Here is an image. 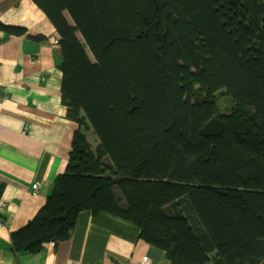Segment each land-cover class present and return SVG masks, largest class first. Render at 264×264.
Wrapping results in <instances>:
<instances>
[{
    "label": "trees",
    "instance_id": "16d2710c",
    "mask_svg": "<svg viewBox=\"0 0 264 264\" xmlns=\"http://www.w3.org/2000/svg\"><path fill=\"white\" fill-rule=\"evenodd\" d=\"M32 1L61 37L79 128L15 251L69 240L91 212L132 223L171 264H264V0ZM215 118L224 133L203 137Z\"/></svg>",
    "mask_w": 264,
    "mask_h": 264
},
{
    "label": "crops",
    "instance_id": "0c3cea01",
    "mask_svg": "<svg viewBox=\"0 0 264 264\" xmlns=\"http://www.w3.org/2000/svg\"><path fill=\"white\" fill-rule=\"evenodd\" d=\"M0 22L26 30L0 31V264H139L145 257L171 264L139 228L107 213H81L69 240L39 253L15 251L12 233L34 219L66 172L79 125L62 101L61 37L49 19L32 0H0Z\"/></svg>",
    "mask_w": 264,
    "mask_h": 264
},
{
    "label": "water",
    "instance_id": "95a60500",
    "mask_svg": "<svg viewBox=\"0 0 264 264\" xmlns=\"http://www.w3.org/2000/svg\"><path fill=\"white\" fill-rule=\"evenodd\" d=\"M225 122L220 120L219 118H215L208 122L200 131V134L203 137L211 138V137H220L225 131Z\"/></svg>",
    "mask_w": 264,
    "mask_h": 264
},
{
    "label": "rangeland",
    "instance_id": "374dc122",
    "mask_svg": "<svg viewBox=\"0 0 264 264\" xmlns=\"http://www.w3.org/2000/svg\"><path fill=\"white\" fill-rule=\"evenodd\" d=\"M221 102H222L221 106L224 109L227 106V102L225 101V99H222ZM94 136H95L94 134L93 135L92 134H89V137H88L89 139L91 138L90 144H92V147L95 146L94 143H93V141H92V139H93ZM95 138H96V136H95Z\"/></svg>",
    "mask_w": 264,
    "mask_h": 264
},
{
    "label": "built area",
    "instance_id": "2783aa9c",
    "mask_svg": "<svg viewBox=\"0 0 264 264\" xmlns=\"http://www.w3.org/2000/svg\"><path fill=\"white\" fill-rule=\"evenodd\" d=\"M33 189L34 190H37L38 189V185L36 184V185H34L33 186ZM2 224L0 223V226H1ZM152 262H151V259L150 258H148V257H145L139 264H151Z\"/></svg>",
    "mask_w": 264,
    "mask_h": 264
}]
</instances>
